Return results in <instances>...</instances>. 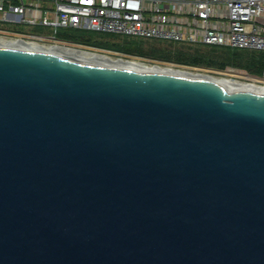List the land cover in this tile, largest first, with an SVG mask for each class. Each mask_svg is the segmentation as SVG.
Listing matches in <instances>:
<instances>
[{
    "label": "water",
    "instance_id": "95a60500",
    "mask_svg": "<svg viewBox=\"0 0 264 264\" xmlns=\"http://www.w3.org/2000/svg\"><path fill=\"white\" fill-rule=\"evenodd\" d=\"M0 264H264V93L0 47Z\"/></svg>",
    "mask_w": 264,
    "mask_h": 264
},
{
    "label": "built area",
    "instance_id": "2783aa9c",
    "mask_svg": "<svg viewBox=\"0 0 264 264\" xmlns=\"http://www.w3.org/2000/svg\"><path fill=\"white\" fill-rule=\"evenodd\" d=\"M0 20L11 24L0 25V38L44 46H79L60 35L79 27L264 50V0H0ZM258 75L264 78V68Z\"/></svg>",
    "mask_w": 264,
    "mask_h": 264
},
{
    "label": "trees",
    "instance_id": "16d2710c",
    "mask_svg": "<svg viewBox=\"0 0 264 264\" xmlns=\"http://www.w3.org/2000/svg\"><path fill=\"white\" fill-rule=\"evenodd\" d=\"M67 39L97 46L114 48L128 52L174 60L179 63L206 65L225 68L229 65L246 69L252 74H262L264 50L232 48L209 43H187L164 40H144L145 37L123 34V43L112 41L117 33L101 32L92 29L69 27L60 30ZM158 41V42H157ZM248 74V73H247Z\"/></svg>",
    "mask_w": 264,
    "mask_h": 264
},
{
    "label": "bare ground",
    "instance_id": "6f19581e",
    "mask_svg": "<svg viewBox=\"0 0 264 264\" xmlns=\"http://www.w3.org/2000/svg\"><path fill=\"white\" fill-rule=\"evenodd\" d=\"M0 47L54 53L72 59L105 65L134 66L138 70L147 69L152 71H168L186 76L211 80L222 85L226 89H248L264 93V84L260 83L261 79H264L263 77L259 76L258 74L249 73L246 69L231 65L222 69H212L198 65L188 66L186 64H176L174 62L168 61L148 62L142 59H133L124 55H119L118 53L115 54L113 52L116 51H108L96 46L92 47L91 45L85 43H80L79 46H44L21 39L9 40L0 38ZM215 72L219 74H216Z\"/></svg>",
    "mask_w": 264,
    "mask_h": 264
},
{
    "label": "rangeland",
    "instance_id": "374dc122",
    "mask_svg": "<svg viewBox=\"0 0 264 264\" xmlns=\"http://www.w3.org/2000/svg\"><path fill=\"white\" fill-rule=\"evenodd\" d=\"M0 25L2 26H9L11 25L9 22H6V21H1L0 20ZM16 28H19V29H28V27L24 26V24L22 23H18V25H15ZM31 28H34V27H31ZM30 29V27H29ZM35 29V28H34ZM64 29V28H63ZM62 30V29H61ZM119 36L117 37H112V41H116L118 43H123L124 39H123V34H117ZM144 40H153V39H156V38H143ZM159 40V39H158ZM162 40V39H160ZM167 40H164L162 41V44H165ZM158 42V41H157ZM81 43V42H80ZM188 43V42H187ZM85 44H88V43H85ZM88 45H91L92 47L96 46V47H101L103 49H106L108 51H116V52H113L115 54H119V55H124L126 57H130V58H133V59H142V60H145V61H148V62H154V61H168V62H174L176 64H185V63H179V62H176L174 60H166V59H162V58H156V57H150V56H146V55H142V54H138L136 52H128V51H124V50H119V49H114V48H108V47H103V46H97V45H93V44H88ZM135 57V58H134ZM138 57V58H137ZM188 66H193L194 64H186ZM198 66H203V67H209V68H212V69H222L221 67H216V66H206V65H198ZM226 68V67H225ZM212 71V70H211ZM216 74H219L217 72H215ZM250 77V76H249Z\"/></svg>",
    "mask_w": 264,
    "mask_h": 264
}]
</instances>
